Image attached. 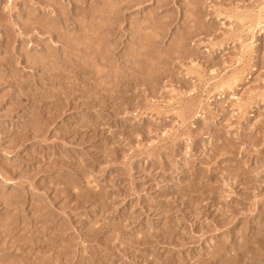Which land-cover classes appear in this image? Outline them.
Listing matches in <instances>:
<instances>
[{
  "label": "rangeland",
  "instance_id": "rangeland-1",
  "mask_svg": "<svg viewBox=\"0 0 264 264\" xmlns=\"http://www.w3.org/2000/svg\"><path fill=\"white\" fill-rule=\"evenodd\" d=\"M0 264H264V0H0Z\"/></svg>",
  "mask_w": 264,
  "mask_h": 264
},
{
  "label": "bare ground",
  "instance_id": "bare-ground-1",
  "mask_svg": "<svg viewBox=\"0 0 264 264\" xmlns=\"http://www.w3.org/2000/svg\"><path fill=\"white\" fill-rule=\"evenodd\" d=\"M117 4V3H116Z\"/></svg>",
  "mask_w": 264,
  "mask_h": 264
}]
</instances>
